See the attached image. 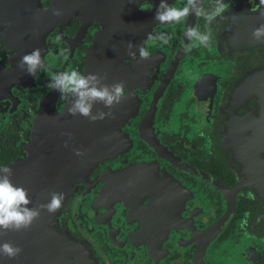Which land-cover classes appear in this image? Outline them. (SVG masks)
Instances as JSON below:
<instances>
[{
    "label": "flooded vegetation",
    "instance_id": "af4514ba",
    "mask_svg": "<svg viewBox=\"0 0 264 264\" xmlns=\"http://www.w3.org/2000/svg\"><path fill=\"white\" fill-rule=\"evenodd\" d=\"M39 2L31 25L0 28V167L26 157L46 107H67L47 87L52 74H106V84L125 82L127 98L114 119L39 120L36 181L17 185L34 190L30 208L50 192L65 199L29 230L0 235L22 249L0 264H264V41L252 37L261 0H225L228 20L211 26L194 14L157 22L160 0ZM188 27L211 32L208 46L189 40ZM161 32L169 44L147 40ZM35 48L45 68L29 76L18 62Z\"/></svg>",
    "mask_w": 264,
    "mask_h": 264
},
{
    "label": "clouds",
    "instance_id": "9594fccd",
    "mask_svg": "<svg viewBox=\"0 0 264 264\" xmlns=\"http://www.w3.org/2000/svg\"><path fill=\"white\" fill-rule=\"evenodd\" d=\"M264 4V0H261ZM230 7L225 0H213L210 9H206L204 0H186L182 7L169 5L166 0H160L155 11L154 19L161 24H179L186 21L189 15L202 17L209 26H211L217 18L228 20L223 16ZM52 15L56 17L62 16L59 9H53ZM264 16V13L261 14ZM235 20V15L232 16ZM185 36L199 45L208 46L211 39V32L201 33L197 28L188 27ZM255 41H264V24L252 32ZM60 37H57L59 39ZM172 37L166 33H150L147 40L155 45L160 42L162 45L170 43ZM197 46L196 43L190 44L188 50ZM134 45L132 42L127 43V54L132 60H136V53L132 51ZM141 60L150 58L151 53L143 44L135 45ZM18 68L26 71L27 75L35 76L39 69L45 68V62L42 57L40 48L33 49L30 53L23 55L18 62ZM107 76L96 73L82 74L75 69L71 71H63L54 73L50 77L47 85L51 90H56L65 99H69L70 103L67 107V114L76 117L79 115L85 118L89 123L108 119H114L113 108L120 105L127 97L125 94V82H114L111 85L104 83ZM102 104L108 111L97 110L93 113L94 105ZM69 138H71L69 134ZM65 143L64 147H67ZM85 153L76 150L74 155L83 156ZM13 171L10 167H0V235L8 232H23L29 230L34 222L40 219L42 212L54 214L57 212L65 199L62 192H50L48 203H37L35 207H29L32 204L29 190L13 183ZM22 249L12 242H4L0 244V258L13 260L17 258Z\"/></svg>",
    "mask_w": 264,
    "mask_h": 264
},
{
    "label": "water",
    "instance_id": "95a60500",
    "mask_svg": "<svg viewBox=\"0 0 264 264\" xmlns=\"http://www.w3.org/2000/svg\"><path fill=\"white\" fill-rule=\"evenodd\" d=\"M41 6L39 0H0V28L1 24H8L12 22H26L29 25H31L34 21L35 15L40 11ZM9 18V19H7ZM7 19V20H6ZM5 20L6 22L3 23ZM17 24V23H14ZM3 39V34H2ZM90 71L95 70V68H90ZM70 103V100L67 104V107ZM67 107L65 110L60 114L57 115L54 112V109L50 110L49 108H45L43 110V114H41V118H47L48 120H52L53 118L65 120V119H76L80 118L79 115L76 117H72L67 114ZM95 114V113H94ZM37 119L33 125L32 128V135H31V142L26 146V157L22 160L16 161L7 167H10L13 171V174H15L16 178L13 183L15 184H34L36 181V168L37 163L39 160L38 152H39V132H38V125L39 120ZM89 129H92L91 127ZM38 133V134H37ZM77 175L74 173L72 175V187L75 184V181L77 179ZM13 179V178H12ZM30 192L31 199L33 198V189H28ZM73 190V189H72ZM72 191L69 187L68 194H71Z\"/></svg>",
    "mask_w": 264,
    "mask_h": 264
}]
</instances>
